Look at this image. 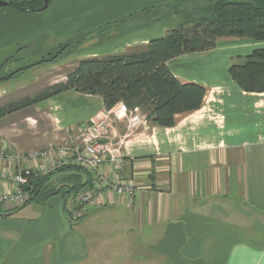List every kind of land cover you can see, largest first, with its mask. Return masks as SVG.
<instances>
[{
  "label": "crops",
  "instance_id": "1",
  "mask_svg": "<svg viewBox=\"0 0 264 264\" xmlns=\"http://www.w3.org/2000/svg\"><path fill=\"white\" fill-rule=\"evenodd\" d=\"M171 1L48 0L39 12L2 6L0 70L10 60L3 53L26 48L37 55L48 37L59 44L84 36L89 45L76 61L144 47L172 27L192 24L180 17L182 9L155 10ZM215 42L213 49L166 61L179 81L206 90L200 107L175 114L171 126L152 125L139 108L122 111L121 102L107 110L99 95L73 89L33 105L28 123L49 122L55 142L74 136L91 118L105 119L107 140L119 147L122 165L106 163L104 172L132 184L133 194L97 191L78 220L70 219L71 200L63 205L59 196L0 205V264H90L101 247L115 245L120 249L107 255L133 256L137 264H264V91H244L228 72L231 63L264 47V40ZM46 60L0 81V107L10 95L28 94L65 61ZM134 115L138 120L131 122ZM1 144L12 153L33 143L0 128Z\"/></svg>",
  "mask_w": 264,
  "mask_h": 264
},
{
  "label": "trees",
  "instance_id": "2",
  "mask_svg": "<svg viewBox=\"0 0 264 264\" xmlns=\"http://www.w3.org/2000/svg\"><path fill=\"white\" fill-rule=\"evenodd\" d=\"M174 4L199 2L200 17L190 26H175L161 37L152 38L144 47L123 53L86 57L78 60L62 82L51 84L33 96H24L0 107V117L30 107L65 90L99 95L105 108L117 103L137 107L157 126H171L177 113L193 111L201 105L205 88L179 81L167 68L166 61L183 54L215 47L218 37H248L264 40V0H172ZM19 12L43 11L44 0H0ZM54 58L46 61H53ZM31 66V65H30ZM18 69L1 76L13 77ZM233 81L244 91H264V47L254 49L228 68ZM89 183L81 166L64 164L45 174L33 176L24 186L29 202L43 203L60 195L65 205Z\"/></svg>",
  "mask_w": 264,
  "mask_h": 264
},
{
  "label": "built area",
  "instance_id": "3",
  "mask_svg": "<svg viewBox=\"0 0 264 264\" xmlns=\"http://www.w3.org/2000/svg\"><path fill=\"white\" fill-rule=\"evenodd\" d=\"M120 109L126 111L121 103ZM137 107L133 108L136 112ZM134 115L131 122H136ZM107 122L94 117L78 127L77 133L64 139L62 143H49L39 148L22 152L8 153L5 144L0 145V205L18 206L27 203L29 193L23 188L29 179L45 175L64 164H75L87 171L89 185L71 197L69 215L78 220L92 205L97 191L111 190L120 195L133 194V185L119 178L109 179L103 169L106 163L122 165V155L118 146L107 140ZM131 199L129 200V202Z\"/></svg>",
  "mask_w": 264,
  "mask_h": 264
},
{
  "label": "rangeland",
  "instance_id": "4",
  "mask_svg": "<svg viewBox=\"0 0 264 264\" xmlns=\"http://www.w3.org/2000/svg\"><path fill=\"white\" fill-rule=\"evenodd\" d=\"M184 4V5H183ZM197 5H200L199 2H184L179 5L174 4L173 1L168 6H164V8L157 7L155 10L161 13L162 11H171L170 13H173L172 9L176 10L179 14V12L182 9V12L180 14V17L183 19H188L189 21H192L194 23L200 15L195 12V8ZM46 40V36L41 40ZM46 44V47L42 49L37 55H32L26 48H22V50H17L15 48L9 50V52H5L2 54L4 58L10 59L9 63L5 65L3 68L1 67L0 75L3 76L7 73H10L14 70H16L19 67H22L26 64L33 63V61L40 60L41 58L44 59H52V58H62L65 59V61L61 64V66H56L47 73L46 78H44L39 85H36L34 88H32L29 93L21 92L18 95L22 96H33L37 92L43 90L46 88L48 83L47 82H62L66 79V74L70 72L74 66L76 65L75 58L77 55L82 51L80 48L89 45L85 41V37H74L69 38L62 43H55L50 40V37L47 38V41L44 42ZM20 51V52H19ZM19 53V54H18ZM22 57V60H17L18 58ZM5 63V62H3ZM37 63V62H36ZM35 63V64H36ZM34 64V65H35ZM31 65V64H30ZM33 65V64H32ZM46 80V82H45ZM52 83V84H54ZM18 98L17 95L13 94L8 96L4 101L2 100V106L8 104L9 102L15 101V99ZM19 99V98H18ZM28 108V107H27ZM35 110L33 109V106H30L27 111L23 112H13L8 114L7 117L0 118V128H3L4 130H7L11 136H14L16 134L20 137V141L25 143L28 141L29 143H33L30 147H23L24 151H28L31 149H39L40 147L44 146V144L47 143H55L60 144L62 141H52L50 138L52 136V126L49 122H46L43 120V122L39 121L36 117V121L33 123H28V119H26L27 113H31L32 115H35ZM41 119H44L40 117ZM10 137V135H8ZM30 148V149H28ZM16 152H22V151H16ZM60 195H55L53 197H56ZM51 197V198H53ZM71 200V197H68L67 199V206H69V202ZM115 250L120 249L118 245L115 246H104L101 247V253L97 254L96 257H93V261H91L90 264H137V262L133 259V256H130V260L122 259L123 254L118 253H112L108 254V252H105L108 249L113 248ZM110 256H112L110 258Z\"/></svg>",
  "mask_w": 264,
  "mask_h": 264
},
{
  "label": "water",
  "instance_id": "5",
  "mask_svg": "<svg viewBox=\"0 0 264 264\" xmlns=\"http://www.w3.org/2000/svg\"><path fill=\"white\" fill-rule=\"evenodd\" d=\"M0 5H6L5 2H0ZM48 6V0H44V8Z\"/></svg>",
  "mask_w": 264,
  "mask_h": 264
}]
</instances>
